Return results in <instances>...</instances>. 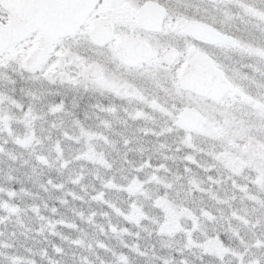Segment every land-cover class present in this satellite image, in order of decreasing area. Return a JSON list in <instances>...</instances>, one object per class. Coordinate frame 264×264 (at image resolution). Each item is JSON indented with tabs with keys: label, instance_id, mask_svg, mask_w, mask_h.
Wrapping results in <instances>:
<instances>
[{
	"label": "snow or ice",
	"instance_id": "snow-or-ice-1",
	"mask_svg": "<svg viewBox=\"0 0 264 264\" xmlns=\"http://www.w3.org/2000/svg\"><path fill=\"white\" fill-rule=\"evenodd\" d=\"M0 264H264V0H0Z\"/></svg>",
	"mask_w": 264,
	"mask_h": 264
}]
</instances>
